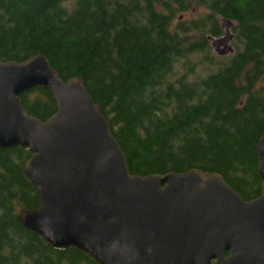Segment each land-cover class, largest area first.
<instances>
[{
    "label": "trees",
    "instance_id": "obj_1",
    "mask_svg": "<svg viewBox=\"0 0 264 264\" xmlns=\"http://www.w3.org/2000/svg\"><path fill=\"white\" fill-rule=\"evenodd\" d=\"M221 20L232 24L233 54L219 59L207 37L222 36ZM35 56L64 83L82 79L131 176L200 171L244 202L260 197L264 0H0V63ZM19 99L41 122L57 112L44 88ZM29 159L0 150V264H96L53 250L18 222L39 208L23 174Z\"/></svg>",
    "mask_w": 264,
    "mask_h": 264
},
{
    "label": "water",
    "instance_id": "obj_2",
    "mask_svg": "<svg viewBox=\"0 0 264 264\" xmlns=\"http://www.w3.org/2000/svg\"><path fill=\"white\" fill-rule=\"evenodd\" d=\"M207 38L233 54L232 24ZM50 92L57 112L27 116L20 96ZM28 151L23 174L39 199L18 222L55 251L96 264H264V136L256 147L260 197L244 202L215 174L131 176L126 159L80 78L62 82L48 60L0 63V150Z\"/></svg>",
    "mask_w": 264,
    "mask_h": 264
},
{
    "label": "rangeland",
    "instance_id": "obj_3",
    "mask_svg": "<svg viewBox=\"0 0 264 264\" xmlns=\"http://www.w3.org/2000/svg\"><path fill=\"white\" fill-rule=\"evenodd\" d=\"M188 15H184V18H187ZM211 49V48H210ZM211 53L213 54L212 50H211ZM214 55V54H213ZM215 56V55H214Z\"/></svg>",
    "mask_w": 264,
    "mask_h": 264
},
{
    "label": "flooded vegetation",
    "instance_id": "obj_4",
    "mask_svg": "<svg viewBox=\"0 0 264 264\" xmlns=\"http://www.w3.org/2000/svg\"><path fill=\"white\" fill-rule=\"evenodd\" d=\"M212 264H215L214 262Z\"/></svg>",
    "mask_w": 264,
    "mask_h": 264
}]
</instances>
